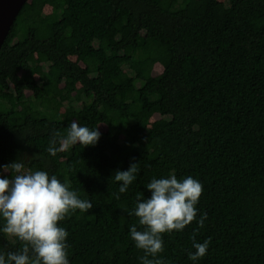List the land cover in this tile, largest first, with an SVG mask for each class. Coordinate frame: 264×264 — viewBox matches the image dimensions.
<instances>
[{
	"label": "trees",
	"instance_id": "1",
	"mask_svg": "<svg viewBox=\"0 0 264 264\" xmlns=\"http://www.w3.org/2000/svg\"><path fill=\"white\" fill-rule=\"evenodd\" d=\"M72 121L98 142L51 156ZM21 160L93 204L60 222L70 264H142L128 213L171 175L203 185L207 219L163 235L164 264H264V0H26L0 48V172Z\"/></svg>",
	"mask_w": 264,
	"mask_h": 264
},
{
	"label": "clouds",
	"instance_id": "2",
	"mask_svg": "<svg viewBox=\"0 0 264 264\" xmlns=\"http://www.w3.org/2000/svg\"><path fill=\"white\" fill-rule=\"evenodd\" d=\"M97 128L90 129L72 121L66 134L52 132L46 150L56 156L76 144L95 145L101 136ZM137 171V163H132L127 170L115 172V181L121 182L119 192L113 194L116 199L120 193L127 192ZM3 173H10L11 178H0V220L3 221L0 232L15 238L20 247L16 251L0 252V264H70L66 250L68 232L59 226L60 222L76 210L89 211L92 202L78 198L56 175L27 170L22 160L3 165L0 176ZM146 189L150 197L138 196L135 208L128 213L138 218L143 230L131 226L130 238L144 252L140 258L142 264H164L158 257L164 251L165 233L182 231L194 221L199 228L204 226L207 214L197 221L196 207L203 185L191 176L178 180L171 175L153 178ZM197 232L198 229L191 236L195 251L188 252V258L194 262L206 255L211 242L210 238L197 242Z\"/></svg>",
	"mask_w": 264,
	"mask_h": 264
},
{
	"label": "water",
	"instance_id": "3",
	"mask_svg": "<svg viewBox=\"0 0 264 264\" xmlns=\"http://www.w3.org/2000/svg\"><path fill=\"white\" fill-rule=\"evenodd\" d=\"M26 0H0V48Z\"/></svg>",
	"mask_w": 264,
	"mask_h": 264
},
{
	"label": "rangeland",
	"instance_id": "4",
	"mask_svg": "<svg viewBox=\"0 0 264 264\" xmlns=\"http://www.w3.org/2000/svg\"><path fill=\"white\" fill-rule=\"evenodd\" d=\"M44 66L46 67L47 65L45 64ZM134 84H135V86H136L137 88H139L140 86H142V82L139 81V80H135ZM63 104H66V103H63ZM73 105L75 106V108H79L80 103H77V102H76V103H74ZM9 238L12 239V237H9Z\"/></svg>",
	"mask_w": 264,
	"mask_h": 264
}]
</instances>
